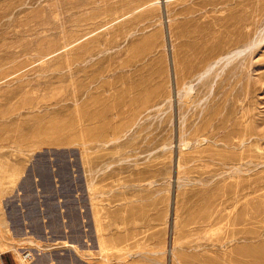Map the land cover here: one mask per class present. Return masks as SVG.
<instances>
[{
    "label": "rangeland",
    "instance_id": "obj_1",
    "mask_svg": "<svg viewBox=\"0 0 264 264\" xmlns=\"http://www.w3.org/2000/svg\"><path fill=\"white\" fill-rule=\"evenodd\" d=\"M0 256L264 264V0H0Z\"/></svg>",
    "mask_w": 264,
    "mask_h": 264
},
{
    "label": "built area",
    "instance_id": "obj_2",
    "mask_svg": "<svg viewBox=\"0 0 264 264\" xmlns=\"http://www.w3.org/2000/svg\"><path fill=\"white\" fill-rule=\"evenodd\" d=\"M32 257H33V254L31 252H29V251H25L23 253V258L24 259L29 260V259H32ZM0 264H6V262L4 261V259L2 258V256H0Z\"/></svg>",
    "mask_w": 264,
    "mask_h": 264
},
{
    "label": "crops",
    "instance_id": "obj_3",
    "mask_svg": "<svg viewBox=\"0 0 264 264\" xmlns=\"http://www.w3.org/2000/svg\"><path fill=\"white\" fill-rule=\"evenodd\" d=\"M4 261L6 262V264H7V261H6V259L4 258Z\"/></svg>",
    "mask_w": 264,
    "mask_h": 264
},
{
    "label": "bare ground",
    "instance_id": "obj_4",
    "mask_svg": "<svg viewBox=\"0 0 264 264\" xmlns=\"http://www.w3.org/2000/svg\"><path fill=\"white\" fill-rule=\"evenodd\" d=\"M240 52H237L236 54H239Z\"/></svg>",
    "mask_w": 264,
    "mask_h": 264
}]
</instances>
